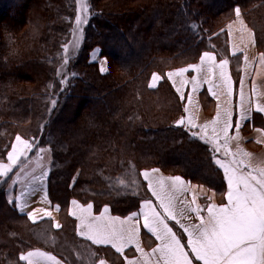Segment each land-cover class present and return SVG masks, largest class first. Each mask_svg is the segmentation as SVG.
I'll list each match as a JSON object with an SVG mask.
<instances>
[{"label": "trees", "instance_id": "1", "mask_svg": "<svg viewBox=\"0 0 264 264\" xmlns=\"http://www.w3.org/2000/svg\"><path fill=\"white\" fill-rule=\"evenodd\" d=\"M2 2L11 4L0 5V162L17 135L48 148V198L61 226L17 214L4 196L11 179L0 178V264H24L20 255L34 250L64 264H94L105 251L76 236L69 202L129 214L149 198L143 171L180 176L222 198L225 179L215 155L177 125L183 104L165 74L196 63L205 51L238 61L228 56L223 30L236 8L261 52L264 0H88L82 40L63 68L75 0ZM95 48L105 59L103 72L89 60ZM153 73L161 79L149 88ZM232 74L237 80L235 65Z\"/></svg>", "mask_w": 264, "mask_h": 264}, {"label": "snow or ice", "instance_id": "2", "mask_svg": "<svg viewBox=\"0 0 264 264\" xmlns=\"http://www.w3.org/2000/svg\"><path fill=\"white\" fill-rule=\"evenodd\" d=\"M76 7V25L73 29L74 40L71 42L73 48L79 47L80 38L82 36L81 25L88 23L90 9L88 0H75ZM237 19H240L241 12L239 8L235 9ZM242 24V22H241ZM231 29V25H229ZM241 31H244L243 24ZM251 37V32H249ZM243 42V38H242ZM254 43V41H252ZM65 58L62 68L68 64L67 53L69 45L64 46ZM99 49L96 50L99 53ZM239 51V48H234L233 55ZM95 59V55L93 57ZM261 63H264V54L259 57ZM201 64L189 65L186 68H180L174 72H169L168 78L173 76H183L190 69L192 71H202L207 65V71L214 74V69L218 68L220 81L226 88L227 95L232 96V82L227 74L228 59H222L216 63L215 56L205 51L201 57ZM245 62L247 57L245 56ZM103 65V61H101ZM62 70V69H61ZM58 70V75L60 71ZM106 69L102 66L101 71ZM61 79V83L65 82ZM161 79L160 76L153 73L149 88H155L156 82ZM187 83L188 81H184ZM204 82L210 84L209 91L212 90L211 81L206 78ZM193 91L197 90L198 79L193 76L191 78ZM175 85V81H173ZM240 103L239 119L233 123V113L230 109H226L223 113L219 110L216 117L211 121L213 126L212 136H207L206 130L209 128L208 123L197 125L195 123L194 114L187 117L189 131L197 127L200 128V138L205 139L206 143L213 145L214 152H219L223 149L226 159L221 160L216 158L215 163L223 169L224 179L227 182V191L225 193L226 203L216 204L209 203L206 205L207 215L204 216V209L196 205V198L193 197L191 202L180 199V196L189 191L185 182L180 176L165 178L163 176L153 179L152 174L158 172V169L144 171L141 175L148 181V189L156 198L159 204V209L154 205L153 201L145 200L141 204L140 212H133L131 216L121 219L120 217H108V208L105 207L99 216H92V204L89 203L86 207L81 206L77 201L71 202L72 208L69 209V215L74 216L79 221L77 224V234L90 240L95 245H111L116 252L123 254L124 249L130 245H134L137 252L142 254L141 259L128 260L126 264H264V165L251 164V155L239 146V141L242 139L239 135V130L244 121L250 118L252 105L246 101L243 91L244 80L240 81ZM180 92V89H176ZM255 92V89H253ZM213 95L215 93L213 92ZM181 99H184V93L181 92ZM55 104V101H53ZM188 103H192L191 95L188 96ZM220 108V105H217ZM185 112L189 109L186 106ZM255 110L264 112V105L256 103ZM177 125L185 123L184 119L178 120ZM235 128L236 134L229 135V129ZM257 132L260 129H256ZM196 136V132H192ZM223 139V144L219 141ZM236 141V151L229 148V144ZM36 149V156L40 159L44 158V153L48 150L40 148L35 138L33 140L23 139L20 135L15 137V142L11 144V150L7 152V163H0V178H9L12 184H16L27 178V171L32 157L30 152ZM230 158V159H227ZM19 167V171L15 173V177L9 176L14 168ZM35 169H33V172ZM47 172L39 177L32 175L30 183L37 181L43 183L44 176ZM7 183V180L4 181ZM121 186L127 187L124 181H120ZM132 185L136 184L135 180L131 181ZM37 189L29 188L27 191H22L19 195L12 196L9 203L24 212L28 207L27 200L24 199L29 192H35ZM211 199V198H209ZM41 202H47L46 195L41 198ZM178 205L180 207H178ZM57 210L58 207H57ZM27 217L30 221L36 222L37 215L42 214V217H50L51 212L44 208H35L28 211ZM195 214V219L199 223L191 222V215ZM179 217V218H178ZM135 218V223H132ZM143 220L142 227L147 229L159 244L151 250V253H145L140 246V220ZM189 220V223L182 222ZM168 221H174L173 226H169ZM175 225L179 226L182 232L178 235L174 231ZM53 227L59 228V223H54ZM186 236V242L184 237ZM19 259L26 261L27 264H60L56 257L49 253L34 250L28 251L26 254H21ZM98 264H106L105 260L100 259Z\"/></svg>", "mask_w": 264, "mask_h": 264}, {"label": "crops", "instance_id": "3", "mask_svg": "<svg viewBox=\"0 0 264 264\" xmlns=\"http://www.w3.org/2000/svg\"><path fill=\"white\" fill-rule=\"evenodd\" d=\"M241 22L243 24L244 31H241V26H242ZM229 25H231V29H229ZM223 30L226 32L227 37H228V53L229 55L234 56V58H238V62L240 64L239 79L236 84L233 83V80L230 76L228 66L226 69L227 74L230 77L231 82H232V85H231L232 96L227 95L228 90L224 88L222 82L220 81V77H219L220 70L218 68L214 69V74H210L207 71V65H205L202 71L197 72V71H192L190 69L188 72L184 73L182 77L173 76L172 79H169L167 74L169 72H174L175 70H177V69H173V70L167 71L165 76L168 79V81L171 83L172 87L174 88L176 94L178 95L180 101L183 104V116L179 120L184 119L185 123L182 124L181 126L189 130L190 125H188L187 117L190 114H194L195 123L198 126L204 123L209 124V128L206 130L207 136L205 137V139H207L208 136L213 135V132H212L213 126L211 125V121L216 117V113L218 110L221 113H223L226 109H230L233 113V123L235 122V120L239 119L240 112H239V108L237 107V105L240 103V90H241L240 81L243 78L244 80L243 91L245 93V99L246 101L251 103L252 111L250 113V118L243 122L241 129L239 130V135L240 137H242V139L239 141V146L251 155V164L253 166L264 165V112H257L255 110L256 103H260L264 105V63H261L259 59L261 54H264V48L262 49L261 52L258 51L256 47V43H255L256 41L254 39V33L248 26H246L241 16H240V19H237L236 14H235L234 18L228 21L224 25ZM249 32H251V37H249ZM242 38H243V42H242ZM252 41H254V43ZM234 48H239V51H237L235 55H233ZM245 56L247 57V62H245ZM200 57L196 63L190 64V65L201 64ZM219 61L220 60L216 58V63H219ZM188 66L189 65L182 67V68H186ZM193 76L197 77L198 79L196 91H193V85L191 83V78ZM206 78L211 81V84H212L211 91H209L210 84L208 82H204ZM173 81H175V85L173 84ZM184 81H188V82L185 83ZM177 88L180 89V92H177L176 90ZM253 89H255V92H253ZM181 92L184 93V99H181ZM213 92L215 93V95H213ZM189 94L191 95V99H192L191 104L188 103ZM217 105H220L219 109L217 108ZM186 106L189 109L188 112H185L184 110ZM256 129H260V131L257 132ZM190 132L191 133L196 132L197 135L195 137L200 138L201 132H200L199 127L192 129ZM235 134H236L235 128L234 127L230 128L229 135H235ZM205 139H202V140L205 141ZM219 143L223 144V139H221ZM236 143H237L236 141H232L229 144L230 150L236 151ZM208 144L210 145V148L212 152L214 153V155L216 156V158H218V155L225 156L223 149H221V151L219 152H214L213 145L211 143H208ZM43 155H44L43 159H40L39 157H37L36 154L32 157V161L30 162L29 167L27 169L29 173V176L27 178H22V180L16 184H12V180H10L7 187L5 188V199L9 203V199L12 196L19 195L20 192L27 191L29 188L37 189V191H35L34 193L29 192V194L24 197V199L27 200L28 202V207L25 209V211L21 212L17 208L16 210L20 215L24 216L32 224H35L37 222L39 223L42 221H50L52 228L54 230H57L60 227L59 228L53 227V224L54 223L60 224L58 210L56 206L52 205L49 202L48 192H47V179H48V175L50 172L51 155H50L49 150ZM227 159H230V158H227ZM7 162L8 161L6 157V161L0 162V163H7ZM33 169H35L34 172H33ZM17 171H19V168L16 170V172ZM147 171H151V170H147ZM43 172H47V175L44 176L43 178V183L39 181L35 183L29 182L31 180L32 175L39 177L43 174ZM15 173L12 178L15 177ZM152 176L154 180L161 176L165 178L173 177V176L164 175L160 171L153 173ZM142 179L144 183L146 184L148 194H149V198L145 200L153 201L157 209L160 210L158 201L152 195L151 191H149L148 189V181L145 180L143 176H142ZM184 181L187 182L186 186L189 188V191L181 195L180 199L191 202L193 200V197L195 196L196 205L204 209V212H203L204 216L207 215V211H206L207 204L216 203L219 205V204L227 202L225 199V193L227 191L226 180H225V189L223 191L221 199L216 198V195L212 194L213 192L209 194L210 195L209 197L206 193L207 192L206 189L200 186L191 184L186 180ZM45 195L47 197V202H41V198ZM202 197L210 201L207 204L205 203L204 205H202L200 201V198ZM72 201L73 200H71L68 205V216L74 222V229H75L76 236L80 240L89 244L90 246L96 249L105 251L106 256L104 255L97 256V259L94 261V264H98L100 259L105 260L106 264H126V258L128 260L141 259L142 254L136 251V248L134 245H130L128 248L124 249V253L121 254V253L116 252V250L112 248L111 245H95V244H92V242L90 240H87L85 237L78 235L77 234V224L79 223V221L76 220L74 216L69 215V209L73 207L71 204ZM77 203L85 207L88 205V204H81L79 202ZM142 203L143 201L138 205L137 209L133 212L139 213ZM10 205H13V204H10ZM105 207L107 206H103L100 209V211H94V208L92 207V210H91L92 216H99ZM178 207L180 206L178 205ZM35 208H44L51 212V216L41 218L42 214H38L36 222L30 221L26 213ZM133 212L126 214L124 216H117V215L112 214L108 208V213L106 214V216L120 217L121 219H125L131 216ZM190 215H191V222L199 223V221L195 219V214H190ZM182 222L189 223V220H183ZM132 223H135V218H133ZM168 223H169V226H173L175 224L174 221H168ZM142 225H143V220L141 219L140 220V227H141L140 246L144 250L145 253L150 254L151 250L159 244V241L156 240V238L151 233H149L147 229H144ZM173 230L177 231L178 235L182 232V230L179 229L178 225H175ZM184 241L186 242V236L184 237ZM57 260L60 262V264H64L59 259ZM22 262L24 264H27L26 261H22ZM49 264H51V262H49ZM141 264H143L142 260H141Z\"/></svg>", "mask_w": 264, "mask_h": 264}, {"label": "rangeland", "instance_id": "4", "mask_svg": "<svg viewBox=\"0 0 264 264\" xmlns=\"http://www.w3.org/2000/svg\"><path fill=\"white\" fill-rule=\"evenodd\" d=\"M10 2H2V3H0V5H1V7L3 8V7H7L8 8V6H10ZM76 7H77V5H76ZM34 9L36 10V11H38L37 10V8H36V6H34ZM76 17V16H75ZM244 21V20H243ZM244 23H245V21H244ZM246 24V23H245ZM75 25H76V20H74V23H73V29L75 28ZM84 25L85 24H82L81 25V29H83V27H84ZM247 26V25H246ZM74 34H73V30H72V35H71V41L68 43V45H69V52L67 53V54H69V53H71L72 52V50H74V49H76V48H73L72 47V44H71V42L74 40ZM254 39H255V36H254ZM81 38H80V42H81ZM256 41V40H255ZM79 42V43H80ZM256 43V42H255ZM263 48H264V44H263ZM96 48L95 49H93L91 52H90V55H89V60H90V62H92V63H95V64H97L98 65V67H99V69L101 70V67L103 66L104 68L106 67V65H105V59L103 58V57H101V55H100V53H97L96 52ZM94 55H95V59L93 58L94 57ZM228 56H229V58H234V56H231V55H229V53H228ZM218 59V58H217ZM237 60H238V58H236ZM218 60H222V59H218ZM229 60V64H228V68H229V72H230V76H231V78H232V80H233V83L234 84H236L237 83V81H238V79H239V66H240V64H239V62L238 61H236L235 60V62H234V60L231 62V59H228ZM101 61H103V65L101 64ZM232 65H235V67H237L238 68V74H237V80H235L234 79V77H233V74H232ZM24 139V138H23ZM14 140H15V138H14ZM14 142V141H13ZM45 149H48V148H45ZM218 158L219 159H221V160H225L226 159V157L225 156H223V155H218ZM218 166V165H217ZM19 168V167H18ZM218 168H219V170H220V172H221V174H222V176H223V178H224V173H223V171H222V169L218 166ZM8 185V184H7ZM7 187V186H6ZM207 192V195L210 197V193H212L211 191H209V190H206ZM212 194H214V193H212ZM4 196H5V190H4ZM48 200H49V198H48ZM210 201V200H209ZM208 201V199H206V204L209 202ZM49 202H50V200H49ZM8 203V202H7ZM9 204V203H8ZM52 204V203H51ZM10 205V204H9ZM11 207H13V209L15 210V212L17 213V214H19L18 212H17V210H16V208L13 206V205H10ZM42 222H47V221H42ZM42 222H39V223H42ZM38 223V222H37ZM36 224V223H35ZM46 227H48V225H46Z\"/></svg>", "mask_w": 264, "mask_h": 264}]
</instances>
